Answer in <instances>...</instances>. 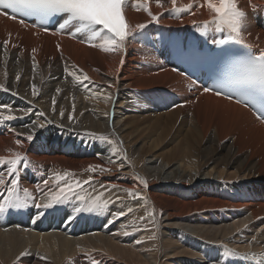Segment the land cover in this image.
<instances>
[{
	"label": "bare ground",
	"instance_id": "obj_1",
	"mask_svg": "<svg viewBox=\"0 0 264 264\" xmlns=\"http://www.w3.org/2000/svg\"><path fill=\"white\" fill-rule=\"evenodd\" d=\"M161 3L157 7L155 0H149L152 13L159 17L155 22L147 12L134 10L135 0H130L127 20L132 26L146 27L134 29L125 49L116 52L82 42L87 35L73 37L72 28L61 36L48 35L0 16V38L18 45L0 43V100L10 106L0 112L15 117L0 123V157L12 158L15 153L27 157V167L19 170V185L32 193L34 199L27 203L34 205L26 210L35 216L33 222L17 212V220L0 223V264H92L93 259L98 264H190L189 259L199 257L186 240L199 247L210 264H264V222L258 220L264 216V191L258 192L263 197L258 198L254 186L243 185L239 192L226 182V177L238 180L264 169V124L246 108L202 93L189 78L173 71L170 62L164 63V41L171 36L189 40L196 34L214 42L223 34L212 27L207 35L198 30L214 16L206 4L199 7L203 0H177L175 7L191 4V13L174 12L171 0ZM238 5L247 14L244 41L264 50V0H238ZM82 80L99 84L84 93ZM190 85L194 90H189ZM154 88L179 92L156 96L162 110L177 103L172 94L181 93L184 104L166 114L154 113L143 96ZM7 122H12L10 127ZM41 125L54 127L61 136L56 142L43 139L36 145ZM236 133L244 138L242 142ZM29 135L31 141L26 139ZM81 138L86 139L83 146ZM249 141L254 148L243 152L251 147ZM111 142L119 149L115 153ZM50 171L56 180L70 174L68 182L80 181L76 191L86 206L95 198L101 205L76 213L81 201L75 196V204L72 197L54 209L36 208L50 189L58 188L49 183L46 187L39 178ZM5 180L7 186L6 173ZM64 183L60 180L59 186ZM174 185L179 187L178 195L171 189ZM217 207L242 211L211 212L192 226L193 210ZM128 210L135 227L115 226L122 217L116 214ZM58 213L60 221L55 225ZM181 228L190 233L183 232L180 242L166 238ZM132 230L137 241L118 240ZM246 232L254 233L250 242L243 249L237 247L235 241ZM242 250L252 257L245 259Z\"/></svg>",
	"mask_w": 264,
	"mask_h": 264
},
{
	"label": "snow or ice",
	"instance_id": "obj_2",
	"mask_svg": "<svg viewBox=\"0 0 264 264\" xmlns=\"http://www.w3.org/2000/svg\"><path fill=\"white\" fill-rule=\"evenodd\" d=\"M155 2L157 7H162L161 0H155ZM171 2L174 6V12L191 13V4L175 7L177 0H171ZM129 3L130 0H0V15L9 16L5 10L10 9L12 15L9 18L11 19H17V13L20 16H38L42 19L53 16L61 17L60 32L72 28L73 31L70 32V35L73 37L81 33L87 35V39L82 42L89 43L92 47H98L104 52H116L125 49L126 41L129 36L133 35L134 29L141 30L146 27L145 24L132 26L129 23L125 15ZM135 4L134 10H143L151 17V21L159 22V17L151 11L149 0H135ZM205 4L207 9L214 13V16L210 21H204L198 26L201 34L207 35L209 27H212L215 32L223 34V38L214 41L215 43L219 45L244 44L243 29L246 26L247 14L239 7L238 0H203L199 7H203ZM252 7L255 8L256 5H252ZM19 22L23 24L24 20L21 19ZM98 39L100 42L97 43ZM16 79L18 80L19 76ZM84 79H88L86 75ZM228 83L231 86L229 92L214 90L209 87H205L204 92L214 91L215 95H223L230 100L234 99L237 104L253 110L257 119L264 121V50H261L259 55L251 54L249 58L233 64L228 72ZM0 87L3 86L0 85ZM32 87L34 89L33 95H36L35 85ZM5 108L10 110V106L0 105V109ZM14 118L11 115L3 116L0 112V123ZM26 139L31 141L33 137L29 135ZM101 139L107 138L101 137ZM16 143L20 144L21 142L17 140ZM111 143L114 145L113 152H117L119 149L115 142ZM26 161L27 157L21 153H15L12 158L0 157V199H3V203L0 204V213H5L12 207H27L28 199H34L28 189H21L19 185V170L21 167H27ZM5 173L7 174V186ZM68 175L70 174L58 175V188L56 190L50 189L45 202L35 204V207L47 210L66 203L72 196H77L81 201V206L74 208L76 213L90 211L93 207L101 205L100 199L95 198L91 201V205L86 206L84 204L85 198L76 191L77 188L81 187V182H68ZM60 180L65 181L63 186H59ZM88 182L84 181L83 183ZM140 182L147 187L146 180L140 178ZM44 183L47 187L48 182L45 181ZM21 191L24 194L23 197L20 195ZM103 206H107L106 201L103 202ZM123 215H125L124 212L116 214L117 217ZM252 255L254 256V254ZM92 264H98V262L93 259Z\"/></svg>",
	"mask_w": 264,
	"mask_h": 264
},
{
	"label": "rangeland",
	"instance_id": "obj_3",
	"mask_svg": "<svg viewBox=\"0 0 264 264\" xmlns=\"http://www.w3.org/2000/svg\"><path fill=\"white\" fill-rule=\"evenodd\" d=\"M164 13H165V11L162 14H164ZM176 28L181 31V29L178 26ZM1 40H2V38H0V41ZM150 63H154L156 65L157 64V61L156 62H150ZM98 84H99L98 82H94V84L91 85V81L82 80L81 81L80 89L84 93H90L95 88V85H98ZM194 85H190L189 86V90H194ZM164 91H174V92H178L176 90H173L172 88L170 90L169 89H166V88H154V89H151L149 91V92H152V94L144 93V95H143L144 98H145V101H148L152 105V111L154 113H157V114H166L168 112H171V111L175 110L174 109V106L180 105V103L177 102L170 109L162 110L160 108V105H159V102H158V99L159 98H156V96L162 94ZM179 95L182 96L181 93ZM0 105H2V100H0ZM11 124H12V122L11 123L7 122L6 127H10ZM40 130H42V135L41 136L39 135V133L41 132ZM60 136H61L60 134L56 133V130H55L54 127H52V126H44L42 128H39V132L36 135V142H35V144L37 145L43 139H45L48 142H56L59 139ZM232 136H234V135L232 134ZM232 136H230L228 138L229 141H232L233 140V137ZM235 136L239 138L240 142H242V140L244 139L241 135H239L237 133L235 134ZM85 140L86 139H84V138H81L80 139V145L81 146H83L82 144H83V142ZM249 144L251 145V147L248 148V149L244 148L243 149V152H248V150H252L254 148L253 141H249ZM243 146L244 145H240L239 144V147H243ZM35 148H38V149H36V151L39 150V147H35ZM93 150L96 152L97 151V147L94 146L93 147ZM215 176H216V174H215ZM39 178L42 179L44 182L47 181L51 186L58 185L57 184V180L54 179L55 177H54V175H53V173L51 171L48 172V173H46V174H44V175L39 176ZM210 179H212V178L210 177ZM207 181L208 180L201 181L200 182V185L204 187V185L207 183ZM226 182L229 183V184H232L234 186V188L237 191H239V192L242 190L241 187L243 185H245L247 187L254 186L256 189H255V192H253V194H255L258 198H263L258 193L259 191H264V169L263 168H261L260 170L254 172L252 175H250L248 177L246 176V177H243V178L238 179V180H236V178H229L228 179L226 177ZM183 187H185V186H183ZM185 188H187V191L189 193H193V191L191 190V188H188V187H185ZM171 189H172V191L176 195L179 194V191H178L179 190V187H178V185H174L173 187H171ZM72 197L74 198L75 196H72ZM44 202H45V199L41 202V204L44 203ZM75 202H76V197H75V200H74V204H75ZM220 210H223V211H226V212H230L231 210H233L235 212L242 211V209L241 208H238V207H233L232 209H220L219 207L214 208V209H196V210H193V213L192 214H193L194 217H191L190 223L193 226V225L197 224L198 222H200V220H201L202 217H204V216H210L211 212H219ZM133 217H134L133 213L128 210L125 213V215H123L122 217L118 218L115 221V226L118 225V224H121L122 226L126 225L128 227V229H133L135 227V224L133 222H130ZM258 220H259V223L264 222V216H260L258 218ZM25 228H27V227H25ZM134 230L125 233L124 234L126 236L125 239H122V237H120V238H118V240L120 242H123V243H126V244H131L133 241H137L138 238H136L137 236H136V233H135ZM112 232H114V230H112ZM183 232L190 233V231L187 230V228H181V229H179L178 232H175L174 230L172 232H169L167 234L166 238L167 239L177 240V241L180 242L182 240V233ZM246 233H247L246 236L245 235H242V236H240V238H238L235 241V244H236L237 247L243 249V247L246 246V244H248L250 242L251 236L254 235L253 232H246ZM128 238H131V241H129ZM186 245L190 248V251L191 252L197 254L198 257H199L198 260L193 259V258L189 259V263L190 264H210V262L207 259V255L202 254V250L199 247L194 246L188 240H186ZM249 249H251V246L249 247ZM259 250H261V249H259ZM245 252H246V250H242V255H241V256H245V259H248V258H251L252 257V256H248V255L244 254Z\"/></svg>",
	"mask_w": 264,
	"mask_h": 264
}]
</instances>
